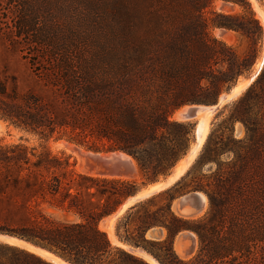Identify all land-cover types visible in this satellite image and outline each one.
<instances>
[{
  "label": "trees",
  "instance_id": "obj_1",
  "mask_svg": "<svg viewBox=\"0 0 264 264\" xmlns=\"http://www.w3.org/2000/svg\"><path fill=\"white\" fill-rule=\"evenodd\" d=\"M214 1L106 0L104 35L89 41L83 5L0 0V32L25 52L43 88V94L20 92L0 80V119L39 139L124 151L148 180L167 174L192 136L190 124L172 119L173 112L184 104L213 103L252 64L248 54L210 35L209 28L240 33L252 49L261 39L246 0H221L242 11L211 10L205 17ZM236 122L243 128L240 138L233 134ZM223 155L229 158L221 160ZM72 165L63 154L0 144V233L67 264H150L112 244L98 226L136 191V183L83 174ZM183 190L204 193L202 218L182 219L171 210ZM160 193L167 199L153 208ZM41 203L73 212L78 220L55 219ZM153 226L163 227L165 237L146 238ZM182 230L197 239L188 259L173 248ZM114 235L157 264H264V63L216 115L186 171L168 188L128 206L115 221ZM0 264L56 263L0 241Z\"/></svg>",
  "mask_w": 264,
  "mask_h": 264
},
{
  "label": "rangeland",
  "instance_id": "obj_2",
  "mask_svg": "<svg viewBox=\"0 0 264 264\" xmlns=\"http://www.w3.org/2000/svg\"><path fill=\"white\" fill-rule=\"evenodd\" d=\"M62 1H69L72 6L83 5V7L86 9V11H88L89 14L86 15L88 21L85 20V16H84L83 24L86 26L89 25L88 27L85 26V29H84L85 33L88 34V40L89 41H94V40H96L97 37H98V39H99V37H103L104 30L101 27L103 26V24L105 25V22H106V20L104 18V16H105L104 10H103V5L105 6L106 0H62ZM246 1L250 4V7H251V9L255 15V18L259 21L261 28H262L261 39L255 45V48L252 49V47H250L251 45L248 44L245 37L242 36L240 33H237L233 30H226V29L223 30L222 28H213V27L209 28L210 35L214 36L215 38H217L219 40H222L223 42H225L228 45L233 46L234 48H236V50L241 55L248 54V56L250 57V60L252 61L251 67L245 73V75L239 76L237 78V80L229 88H231L235 83L238 84V82L241 79H245V78L247 79L249 74L255 70L254 66L256 63L258 64L260 57H261L262 53L264 52V50H263L264 49V27H263L262 23L260 22V20L257 18L256 10L254 9V7L257 5L256 6L257 10L259 11V13L262 12L260 14H262L264 16V2L262 0H253V1L252 0H246ZM219 2H223V1L215 0L212 3V5L205 11V17H208V18L211 17V14L209 12L211 10L217 11V12H223L226 14H235V13H239L242 11V8L239 7L238 5L231 4L228 2H224V3L229 4L228 5L229 8L227 9L228 11L226 10V12H225V10H219L217 8V4ZM254 2L256 3L255 5H254ZM70 21H71L70 22L71 24H77V21H75L74 19H71ZM67 23H69V22H67ZM218 29L222 30L220 34L217 33ZM0 80L3 81L4 83H6L7 86H9V87L12 85V83H14L20 92L30 90V91H33L37 94H43V88L41 87L39 81L34 76L31 69L29 68L27 58L25 57V52L20 51V48H18L17 45H15L14 43L8 42L1 32H0ZM228 89L221 90L220 93L217 95V97L220 94L226 92ZM230 101H228L227 103H229ZM227 103H225L224 105H226ZM209 104H211V103H209ZM185 105H189V104H184L182 106H185ZM182 106H180V107H182ZM223 106H222V108H223ZM174 114H175V111L171 115V118L176 120L174 117ZM217 114L212 115L210 117V119L208 120V130H209L211 122L215 119ZM177 121H180V120H177ZM185 122L189 123L191 128H192V136H191V139L189 141V146L191 145V147H192L194 145V143H192L194 140L193 121L192 120H187V121L185 120ZM3 123H4L3 131L0 132V144L1 145L23 143L28 147H34L35 153L44 152L45 150H48L52 154H56V155H62L63 154L64 156L69 157L70 163H74V165H72L71 167L76 172H80L79 168H78L79 167L78 164H79L80 159H81V156H79L76 147L81 148L85 151H88V150L94 151V150L88 149L84 146H81L79 144L70 143V142H67L66 140L61 139L63 141H66L67 143H69L72 146L71 148L65 149L62 145L57 144L58 141H61V140H55L54 138H49L48 140L39 139L32 134L22 132L18 129L13 128L12 126L7 125L4 121H3ZM236 128L239 129V134L235 133ZM207 133H208V131H207ZM233 134L236 138H240L243 136V128H242L240 123H238V122L235 123ZM205 138H206V136H205ZM205 138L203 139L199 148H201V145L203 144ZM109 151H112V150L95 151V152L107 153ZM194 158H195V156L193 157V159ZM228 158H229V155H223L221 157V160H227ZM193 159L191 160V162L193 161ZM190 163H189V165H190ZM188 166L183 170V172L179 176H181L185 172V170L188 168ZM207 166H205V168H207ZM137 168H138V173L136 175L133 172H131L130 175H119V174H117L120 177H115L113 175L111 176L110 174L93 175V176H100V177H107V178H118L121 180L134 181L136 183V190H138L141 186H143L145 184H149L147 186V187H149L151 184H153L152 182H154L157 179H159L160 177H162V176H159L153 180H148L145 178V176H143V174H142V172L138 166H137ZM165 188H163V189H165ZM189 191H192V190H183V191L178 192L175 195V197L173 198V200L175 198H177L178 196H180L186 192H189ZM202 194H204V193H202ZM166 199H167V193H160V194L156 195V197L154 198V201H153L154 206H152V207L154 208L156 205L162 204L163 202H165ZM173 200L171 201V204H172ZM40 208L43 210L44 213H46L47 215H50L51 217L58 219V220H69V221L78 220L77 215L74 214L73 212H68V211H65V210L60 209V208L49 207L46 203H41ZM206 209H207V203H206V208L203 210L202 213H200L196 216H193V217L185 218V217L177 215L171 208V210L177 216L181 217L182 219H199V218H202L205 215ZM105 217H107V216H105ZM105 217H103L102 219H104ZM101 220L98 223V226L100 229H101V227H100ZM114 225H115V223H114ZM114 225H113V232H114ZM153 227L162 228L161 231L164 230L162 232V236H163L162 238L165 237V229L163 227H160V226H153ZM183 231H185V230H182L180 232H183ZM173 248H174V246H173ZM196 249H197V244H196L195 251L189 257H184L183 259H188L192 255H194L196 252Z\"/></svg>",
  "mask_w": 264,
  "mask_h": 264
},
{
  "label": "bare ground",
  "instance_id": "obj_3",
  "mask_svg": "<svg viewBox=\"0 0 264 264\" xmlns=\"http://www.w3.org/2000/svg\"><path fill=\"white\" fill-rule=\"evenodd\" d=\"M255 2H254V5L256 4ZM228 5H229L228 3L219 2L217 4V8L219 10H225V12H226V10L229 8ZM256 6L254 7V9L256 10L257 18L260 20V22L262 23V25L264 27V16L262 14H260L262 12L259 13V11L257 10ZM221 31L222 30L218 29L217 30V33L220 34ZM263 62H264V52L262 53L258 64L257 63L255 64V66H254L255 67V70L253 71V73H256L257 71H260V69L262 68ZM251 81H252L251 79H249V80L246 79V78L245 79H241L238 82V84L235 86V88L231 91V93L225 96V100H223L222 103H224L226 101H229V100L235 99L246 87H248V85L251 83ZM211 116H212L211 107H205L204 109H200L199 110V115L197 116V119L199 120V124L197 126V130H196V133H195L196 141H195L194 145L190 148V152L185 157H183L182 159H180V161L175 165V167L173 169V174L165 182L153 183L149 187H147V188L145 187L146 189L145 188H143V190L141 189V191L135 197L127 199L119 207V209L115 213H113V214H111V215H109V216H107V217H105L104 219L101 220L100 227H101L102 230H104L106 232V234H107V236H108V238H109V240H110L111 243H113V244H119L118 241H117V239H116V237H115V235H114V232H113V225H114L117 217L128 206L134 204L137 200H142V199H144V198H146V197H148L150 195H153V194L159 192L160 190H162L165 187L168 188L169 186L172 185V183L176 179H178L180 177L179 175L189 165V163L191 162V160L193 159V157L197 155L198 150L200 149L199 148L200 147V144L202 143L203 139L205 138V136L207 134V131H208V120L210 119ZM174 117H175L176 120H182L181 118L178 117V112H175ZM3 128H4V123L0 119V132L3 131ZM57 144L58 145H62L65 149H68V148H71L72 147L69 143H67L66 141H63V140L58 141ZM76 148H77V151H78L79 156H81V159H80V162L79 163H81L84 160H88L90 162H96L95 159L89 157V155H91V152L85 151V150H83L81 148H78V147H76ZM113 155H115L116 157H118L120 160L124 161L126 163V166L135 175L138 173V168H137L136 162L133 160V158H131L130 156L126 155L125 153H122V152H114V153L101 154V156L107 157V158H111ZM78 168H79V171L81 173H83V174L85 173L86 174V172H84L80 168V166ZM114 169L115 168H113L112 170H114ZM88 174L89 175H99V174H95V173H88ZM110 175L111 176L113 175L115 177H120V176H118L115 173V170L113 171V173H110ZM198 195L200 197V207L194 213V215H192V216L191 215H188L186 210H181L179 216L181 215L182 217L187 218V217L196 216V215H198V214H200V213L203 212V210L206 208V203H207L206 196L204 194H202L201 192H199ZM188 197H189L188 195H185V196L178 197L177 199H175L173 201V204H172V210L176 213L175 209L177 207L178 202L179 201L186 200ZM189 234H190V237H187V235H189ZM190 238L192 240V249H191L192 251H191V253L189 255H184L182 253V251H181V245H180L181 244V241H182V239H184L186 243L190 244ZM9 243H14V244H17V245H20V246H26L23 242L15 241V240H9ZM196 244H197V240H196L195 234L194 233H191V232H188V231H183V232H180L179 235L176 236L173 246H174L175 253L179 257L184 258V257H189L195 251ZM29 250L34 251L37 254H41L43 257H45V258H47L49 260H52L56 264H64L60 259L52 256L49 253H46V252L40 251V250H36V249L31 248V247H29ZM141 255H142V258H144L149 263H151V264L152 263L153 264H157L156 261L154 259H152L149 256V254H147L146 252H142Z\"/></svg>",
  "mask_w": 264,
  "mask_h": 264
},
{
  "label": "water",
  "instance_id": "obj_4",
  "mask_svg": "<svg viewBox=\"0 0 264 264\" xmlns=\"http://www.w3.org/2000/svg\"><path fill=\"white\" fill-rule=\"evenodd\" d=\"M264 63V62H263ZM259 71H257L256 73H250L249 76L247 77V79H251L252 81L257 77ZM251 81V82H252ZM237 85V83H235L231 88H229L226 92L220 94L216 100L211 103V104H202V103H193V104H189V105H185L182 106L180 108H177V110H175V112H178V117L181 118L182 120L180 121H187V120H192L193 121V134H194V140L192 143H195L196 141V137H195V133L197 130V126L199 124V120L197 119V116L199 115V110L200 109H204L205 107H211V112L212 115L217 114L222 106L227 103L228 101L222 103L223 100H225V96L230 94L232 89ZM230 101V100H229ZM236 134H239V129L236 128L235 131ZM190 148L191 145L188 147V149L185 151V153L182 155L181 158H179V160H177V162L175 163V165L180 161V159H182L183 157H185L189 152H190ZM89 151V150H88ZM91 152V155H89L90 158H93L96 160V162H90L88 160H84L81 163H79L78 165L80 166V168L86 172V174L88 173H95V174H99V175H105V174H110L113 173V171L115 170L116 174L119 175H130L131 170L126 166V163L122 160H120L118 157H116L115 155H113L111 158H107V157H103L101 156V154H107V153H114V152H122L125 153L124 151L121 150H112L109 151L107 153H101V152H95V151H89ZM126 155L130 156L129 154L125 153ZM131 157V156H130ZM175 165L168 171L167 174L163 175L162 177H160L159 179H157L156 181L152 182V183H157V182H165L172 174H173V169L175 167ZM113 168H115L114 170H112ZM85 174V173H84ZM89 175V174H88ZM177 180V179H176ZM175 180V181H176ZM175 181L173 183H175ZM172 183V184H173ZM149 184H145L143 186H141L138 190H136L133 194L127 196L122 203L109 215L115 213L119 207L129 198H133L135 197L140 191L141 189L147 187ZM201 191H197V190H192L189 192H186L178 197H182L185 195H188L189 197L186 200L183 201H179L177 204V207L175 209L176 214H180L181 210H186L188 215H194V213L199 209L200 207V197L198 195V193ZM202 193V192H201ZM177 197V198H178ZM175 198V199H177ZM174 199V200H175ZM173 200V201H174ZM140 200H137L136 202H138ZM173 204V202H172ZM172 204H171V208H172ZM107 215V216H109ZM181 216V215H180ZM162 228H155V227H150L146 232H145V236L148 239L151 240H159L162 239ZM188 232L193 233L190 230H185ZM179 235V234H177ZM176 235V236H177ZM187 237H190V234L187 235ZM176 238V237H175ZM9 240H15V241H20L23 242L26 246H22L26 249H29V247L36 249V250H40V251H44L46 253L51 254L52 256L58 258L57 256H55L54 254L40 248V247H36L28 242H24L22 240H19L15 237H12L8 234H2L0 233V241L3 242H9ZM118 241V240H117ZM175 241V239H174ZM174 241H173V245H174ZM119 245H121L125 250H127L130 253H133L135 255H138L140 257H142V252H145L143 249H141L140 247L134 246V245H129V244H125L122 243L120 241H118ZM14 244V243H12ZM17 245V244H16ZM181 251L184 255H189L191 253V249H192V240L190 238V244L186 243L184 239H182L181 241ZM20 246V245H19ZM41 255V254H40ZM42 256V255H41ZM150 256V255H149ZM151 257V256H150ZM152 258V257H151ZM60 259V258H58ZM153 259V258H152ZM61 260V259H60ZM52 261V260H51ZM64 264H67L66 262H64L63 260H61ZM53 262V261H52ZM55 263V262H54Z\"/></svg>",
  "mask_w": 264,
  "mask_h": 264
}]
</instances>
